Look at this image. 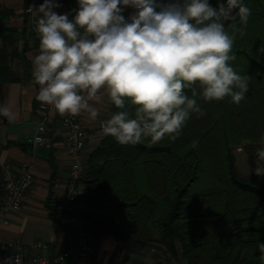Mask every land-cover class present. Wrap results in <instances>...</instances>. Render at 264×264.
Instances as JSON below:
<instances>
[{
    "label": "clouds",
    "instance_id": "9594fccd",
    "mask_svg": "<svg viewBox=\"0 0 264 264\" xmlns=\"http://www.w3.org/2000/svg\"><path fill=\"white\" fill-rule=\"evenodd\" d=\"M74 15L59 14L56 0L30 7L38 53L32 58L36 99L61 116L87 109L104 96L121 111L102 122V131L121 145L150 138L175 141L192 114L206 113L198 103L239 104L251 78L232 66L234 34L226 22L247 25L251 9L243 0H77ZM134 10L127 18L124 12ZM229 27L236 29V24ZM241 35L245 34L241 29ZM257 53H264V44ZM186 90H190L188 95ZM134 106V114L125 101ZM0 116L12 118L7 105ZM192 146H198L193 141ZM264 161V147L257 149ZM255 174L264 176L257 162ZM256 248L264 258V244ZM5 264H22L19 256Z\"/></svg>",
    "mask_w": 264,
    "mask_h": 264
},
{
    "label": "trees",
    "instance_id": "16d2710c",
    "mask_svg": "<svg viewBox=\"0 0 264 264\" xmlns=\"http://www.w3.org/2000/svg\"><path fill=\"white\" fill-rule=\"evenodd\" d=\"M209 2L217 4V0ZM66 7L72 18L77 0H66ZM248 7L251 15L246 26L238 17L226 22V30L235 37L232 54L236 60L232 66L251 78L246 93L249 99L236 105L231 116L233 128L224 127L220 133L222 179L228 191L215 182L214 173L202 160L212 157L211 147L198 154L193 152L192 162L180 163L181 156L188 155L193 147L192 141L183 144L188 149L176 156L180 165L167 180L163 196L157 197L150 182H164L167 167L163 158L172 154L167 137L159 143L147 138L135 145H121L113 137L103 136L88 156L80 181L89 232L112 236L117 247L130 254L147 249V233L153 230L157 240L173 254L174 243L178 242L188 264H264L256 248L258 243L264 244V178L258 183L239 179L231 156L233 144L248 136L250 126L256 127L252 134L255 140L251 141L264 142V130L258 129L264 127V53H257L264 44V0H251ZM10 15L11 11L0 9V103L3 86L19 81L14 62L23 66L26 76L30 74L24 58L27 45L17 48L16 31L5 22ZM232 23L236 29L229 27ZM241 29L245 34L241 35ZM20 33L24 36L27 29ZM186 91L191 95L190 90ZM125 104V110L134 114L130 101ZM118 111L121 109L112 104L109 118ZM220 115H229L224 106ZM185 134L182 129V139ZM0 195L3 198L1 186ZM196 197L202 201L191 204ZM209 217L213 219L207 220ZM198 218L205 220L197 221ZM203 256L208 258L203 260Z\"/></svg>",
    "mask_w": 264,
    "mask_h": 264
},
{
    "label": "crops",
    "instance_id": "0c3cea01",
    "mask_svg": "<svg viewBox=\"0 0 264 264\" xmlns=\"http://www.w3.org/2000/svg\"><path fill=\"white\" fill-rule=\"evenodd\" d=\"M40 4L44 0H39ZM61 7L54 9L59 14L68 13L66 0H56ZM24 0H0V9L11 11L5 20L8 27L16 31L17 48L20 50L27 45L24 53L29 76L24 74L23 66L16 62L13 70L19 81L8 83L2 89L0 106L7 105L12 113L9 119L0 116V162L18 167L22 163L31 165L33 185L25 194L19 211L8 212L6 223L0 226V243L18 241L21 245V255L28 258L33 255H44L49 260L57 254L74 248V237L70 225L73 217L64 209L65 186L69 158L65 153L63 130L60 126L61 115L55 109L48 115L46 140L49 147L32 149L27 140L33 135L36 124L45 115L38 109L36 99L39 86L32 78V58L39 50V37L32 34L24 26ZM134 10L124 12L127 18ZM26 28L23 36L20 31ZM91 107L99 111L95 118L85 109L76 115L86 132L84 157L93 153L103 136L98 133L100 122L109 118L112 103L104 96L101 100L89 101ZM80 195L77 208L85 213L87 208L83 198V187L80 185ZM2 195H0V202ZM90 243L94 249V259L98 264H156L146 250L139 254H130L117 247L112 236H99L90 232ZM35 243H43L46 250H36Z\"/></svg>",
    "mask_w": 264,
    "mask_h": 264
},
{
    "label": "built area",
    "instance_id": "2783aa9c",
    "mask_svg": "<svg viewBox=\"0 0 264 264\" xmlns=\"http://www.w3.org/2000/svg\"><path fill=\"white\" fill-rule=\"evenodd\" d=\"M25 5L23 15L26 20V26L32 34L34 31V17L30 7H38L39 0H24ZM38 109L44 113L43 118L36 124L33 135L27 140V144L35 149L36 147H49L46 140L48 115L53 111L50 105L38 104ZM103 122V121H102ZM102 122L98 125V133L106 136L102 131ZM0 120V127L2 126ZM60 126L63 130L65 153L70 162L67 171V181L65 186L64 209L73 217L70 225L74 237V248L63 251L49 260L44 255H33L23 258L21 255V245L18 241L0 243V264H5L9 257L19 256L22 264H98L94 259L93 245L89 241L90 232L88 230V220L78 208V198L80 195V181L83 179L86 171V158L84 157L86 132L84 127L78 121L76 115L65 114L60 119ZM31 165L22 163L18 167H13L8 163L0 162V180L3 193L0 202V226L6 223L8 212L19 211L25 194L33 185V176ZM36 250H46L43 243H35Z\"/></svg>",
    "mask_w": 264,
    "mask_h": 264
},
{
    "label": "rangeland",
    "instance_id": "374dc122",
    "mask_svg": "<svg viewBox=\"0 0 264 264\" xmlns=\"http://www.w3.org/2000/svg\"><path fill=\"white\" fill-rule=\"evenodd\" d=\"M251 0H243L244 4L248 6ZM14 62L13 65H15ZM249 99L248 94L245 97V101ZM198 103L201 108L206 113L203 116L198 117L197 114H192L191 118L186 122L183 129H185V137L178 138L175 141H170L167 138V145L172 149V154L167 155L163 158V163L167 167L165 171L164 182H156L155 180L151 181L150 184L155 190V194L157 197L163 196L165 191L166 182L172 176L173 172L180 165L176 156L181 152L184 153L187 151L188 147H183L184 143L198 141L197 147H192L189 150V154L186 156H181L183 158V162L180 163H188L192 162L194 158L192 157V153L198 151H204L209 147L214 152L212 157L207 156L202 158L204 164L208 165L211 168V171L215 175V182L217 181L218 185L225 186V189L228 191V187L223 180V169L222 161H221V145H220V133L224 127L233 128V123L231 121V116L234 117V109L237 107V104L231 102L230 97H226L222 101H210L205 102L203 100L198 99ZM226 108V111L229 115H227L226 120L224 116L220 115V109L222 107ZM236 110V109H235ZM245 112V111H243ZM234 119V118H233ZM256 127H251L248 129L250 132H247L248 138L245 136L243 140L234 143L231 149V156L233 159V166L236 171L237 177L241 180H250L253 179L255 183H258L260 179L264 178V176H257L255 174V168L257 166L256 162L264 167V161H260L257 158V149L264 147V142H252L251 139L255 140L252 137ZM259 131L264 130V127L260 126ZM234 130V129H233ZM258 131V135H259ZM257 133V132H256ZM259 137V136H258ZM183 140V142H181ZM183 147V148H182ZM182 148V149H181ZM184 152H183V151ZM181 153V154H182ZM198 156V155H197ZM207 170V169H206ZM207 172V171H206ZM1 186V180H0ZM202 188V187H201ZM202 201L201 198H193L191 200V204L195 202ZM207 220H212L213 217L206 218ZM205 219L198 218L197 221H203ZM149 237L148 247L146 252L155 259L156 264H188V261L182 256L181 245L178 242L174 243V254L170 252V250L166 247V245L162 244L159 240H157V236L153 230L147 233ZM202 258V257H201ZM208 257L203 256V260H206Z\"/></svg>",
    "mask_w": 264,
    "mask_h": 264
}]
</instances>
